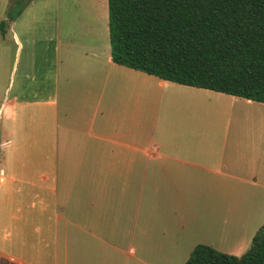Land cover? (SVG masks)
Returning a JSON list of instances; mask_svg holds the SVG:
<instances>
[{
	"label": "crops",
	"instance_id": "0c3cea01",
	"mask_svg": "<svg viewBox=\"0 0 264 264\" xmlns=\"http://www.w3.org/2000/svg\"><path fill=\"white\" fill-rule=\"evenodd\" d=\"M59 3L17 13L0 0V255L185 264L206 245L242 256L264 211V114L246 127L240 111L256 102L114 64L99 14L69 28Z\"/></svg>",
	"mask_w": 264,
	"mask_h": 264
},
{
	"label": "trees",
	"instance_id": "16d2710c",
	"mask_svg": "<svg viewBox=\"0 0 264 264\" xmlns=\"http://www.w3.org/2000/svg\"><path fill=\"white\" fill-rule=\"evenodd\" d=\"M31 1L12 0L11 9L19 13ZM107 6L114 64L264 104V0H107ZM185 264H264V223L242 256L198 245Z\"/></svg>",
	"mask_w": 264,
	"mask_h": 264
},
{
	"label": "rangeland",
	"instance_id": "374dc122",
	"mask_svg": "<svg viewBox=\"0 0 264 264\" xmlns=\"http://www.w3.org/2000/svg\"><path fill=\"white\" fill-rule=\"evenodd\" d=\"M60 6V10L63 13L62 16V22L69 28H79V27H86L89 23L86 20V17L92 16L93 14L95 16L96 13L99 14L100 24L99 27L103 30V33H106L108 29V21L106 17L107 13V0H60V3L58 4ZM101 13V14H100ZM242 108L240 111L245 112V117L243 118L244 125L252 126L263 120V112L264 111V104H254L255 106L250 107L248 105L250 104H243L248 103L246 101H242ZM218 107L213 108V111H217ZM254 111H258V113H254ZM229 119L233 121V118L229 116ZM247 136H252L250 132L245 130L244 137L246 139ZM263 219L261 221V224L264 223V211L262 212ZM261 226V225H260ZM8 258L0 255V264H17L16 262H12Z\"/></svg>",
	"mask_w": 264,
	"mask_h": 264
}]
</instances>
